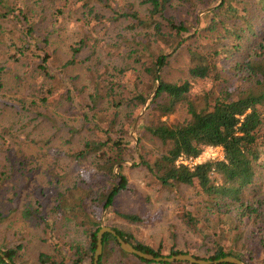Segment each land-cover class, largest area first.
Instances as JSON below:
<instances>
[{
	"label": "trees",
	"instance_id": "obj_1",
	"mask_svg": "<svg viewBox=\"0 0 264 264\" xmlns=\"http://www.w3.org/2000/svg\"><path fill=\"white\" fill-rule=\"evenodd\" d=\"M208 145L223 159L175 164ZM127 169L175 189L196 236L184 249L134 237L148 218L117 209L136 194ZM105 210L108 227L154 256L264 264V0H0V252L92 264ZM13 220L46 237L35 261L34 234ZM97 264L192 263L140 258L105 232Z\"/></svg>",
	"mask_w": 264,
	"mask_h": 264
},
{
	"label": "rangeland",
	"instance_id": "obj_2",
	"mask_svg": "<svg viewBox=\"0 0 264 264\" xmlns=\"http://www.w3.org/2000/svg\"><path fill=\"white\" fill-rule=\"evenodd\" d=\"M203 12H199L202 14ZM171 53V52H169ZM174 63H172L171 68L173 73H178L181 68L186 66L187 62L185 58L180 57ZM225 64H223V67ZM144 107H142L141 112L138 113L134 120V125L131 129V136L134 142H136V136L134 127L136 121L142 115ZM179 117V114L171 115V119ZM126 165H132L133 162L128 160L125 162ZM126 175L128 176L130 185L133 188H136V194L133 195V191L125 193V195L120 196L117 199V209L127 208L132 211H136L138 214L147 216V221L144 223H139L134 228V237L144 241L145 243L157 247L161 245L163 247V253L168 254V249L173 246L174 249H184L183 244L186 242L189 237H196L195 235L189 234L186 227L180 221L178 217L179 211L182 209V204L179 202L176 194L174 193L175 189L163 188L159 189L157 185L149 184V179L145 176L143 170L132 169L126 170ZM212 177L216 178L217 175L213 174ZM181 195H185L184 189L181 187L177 188ZM188 195L183 199L182 203H185L184 207H188ZM104 215L103 225L109 226L114 223L115 220L109 218L106 220V210L102 213ZM101 215V217H102ZM116 218V217H114ZM20 225H25L26 232H30L33 237H26L31 240L28 249L26 250V256H30L33 261L36 259V255L40 250H43L44 243L40 242V238L46 237H37L39 231L34 229L35 226L29 223L24 224V222H19L17 220L12 221L11 229ZM81 237L78 233H72L70 236ZM175 237V238H174ZM10 240L14 237H7Z\"/></svg>",
	"mask_w": 264,
	"mask_h": 264
},
{
	"label": "water",
	"instance_id": "obj_3",
	"mask_svg": "<svg viewBox=\"0 0 264 264\" xmlns=\"http://www.w3.org/2000/svg\"><path fill=\"white\" fill-rule=\"evenodd\" d=\"M103 218L104 215H102L100 220V228L96 233V248L94 251L93 261L92 264H97L98 257L101 254L102 250V236L105 232H110L114 237L116 238L120 248L130 254L136 255L140 258L155 261V262H174V261H182V262H188L192 264H220V263H229V264H246L243 260H240L234 256H224L215 260H209V259H201L193 256L189 253H178L176 255H170V256H154L150 253L143 252L141 250L136 249L132 244L129 242H126L124 239H122L114 230H112L110 227L103 225ZM0 257H2L6 264H13L2 252H0Z\"/></svg>",
	"mask_w": 264,
	"mask_h": 264
},
{
	"label": "built area",
	"instance_id": "obj_4",
	"mask_svg": "<svg viewBox=\"0 0 264 264\" xmlns=\"http://www.w3.org/2000/svg\"><path fill=\"white\" fill-rule=\"evenodd\" d=\"M223 149L220 146H204L197 156L179 155L175 160L176 165H184L189 169H193L196 165L207 160L217 161L223 159ZM215 173L211 172V175Z\"/></svg>",
	"mask_w": 264,
	"mask_h": 264
}]
</instances>
